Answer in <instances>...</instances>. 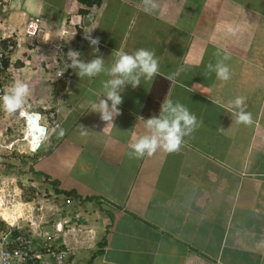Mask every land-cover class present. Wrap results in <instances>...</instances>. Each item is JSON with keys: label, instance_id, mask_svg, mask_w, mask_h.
<instances>
[{"label": "crops", "instance_id": "obj_1", "mask_svg": "<svg viewBox=\"0 0 264 264\" xmlns=\"http://www.w3.org/2000/svg\"><path fill=\"white\" fill-rule=\"evenodd\" d=\"M156 3L149 14L143 0H101L84 12L77 0H4L0 39L19 36L32 17L43 31L38 43L16 40L12 80L57 102L58 123L29 169L53 197L69 191L64 216L82 228L77 234L70 225L65 238L85 256L82 264L92 254L90 264H264V0ZM229 24L238 28L235 35L227 33ZM90 29L107 66L116 51L145 48L155 52L163 74L126 87L114 126L90 111L110 76L81 80L67 68L52 89L44 87L55 66L71 63L69 49L85 62L95 58L84 39ZM218 49L231 53L227 82L206 75ZM237 96L247 98L251 125L225 110ZM166 98L185 105L202 126L178 153L130 158V145L149 134L144 119L159 116Z\"/></svg>", "mask_w": 264, "mask_h": 264}, {"label": "clouds", "instance_id": "obj_2", "mask_svg": "<svg viewBox=\"0 0 264 264\" xmlns=\"http://www.w3.org/2000/svg\"><path fill=\"white\" fill-rule=\"evenodd\" d=\"M90 7H87L86 10ZM92 7H94V5ZM157 8L158 4L156 3V0H143L142 10L146 13L151 14ZM93 29L84 31V39H86L92 47L95 58L85 62L80 58V52L69 49L66 53V58L67 60H70L71 63H66V68L58 72L57 77H62L67 68H72L81 80L85 77L94 78L101 74L110 76L111 78L103 83V94L91 103L90 111L98 113L100 119L106 122V127L110 125L114 126V120L121 114V109L119 107L123 103L121 93L125 91L126 87L130 85L135 89L142 82H152L158 74H163L161 73L159 61L156 58L155 52L145 48L137 49L132 53L116 51L114 62L110 66H107L103 56L99 54L100 37H94L91 34ZM226 31L228 34L235 35L238 28L229 24L226 26ZM216 56L219 57L217 62L215 64L209 63L206 66V75L215 73L218 80L227 82L231 79L232 75L231 69L226 63V61L231 59V53L226 49H218ZM175 75H178V73ZM61 77L56 80H60ZM167 78L172 81L174 75H169ZM31 95L32 87L29 83L20 79H14L13 83L3 92L2 95H0V109L9 115L18 114L25 108ZM213 102L218 103L216 101ZM247 107V98L244 96H237L228 102L225 106V110L235 117L236 123L251 125L253 123V117L252 114L247 111ZM24 113L25 111H22L20 117L23 118L22 121L26 128L27 124ZM34 114L38 116V124L44 127V134L39 141V144L36 148H31L33 151H36L45 144L50 128L54 129L56 125L51 124L48 117L42 119L38 113ZM144 120L145 128L149 134L140 136L130 145L131 151L128 153L130 158L140 159L145 155L150 157L161 149L169 154L178 153L181 150L182 145L185 143V137H190L203 124V121L198 120L196 115L190 112L185 105L180 102H173L168 98L164 100L159 116H152ZM49 124H51L50 127ZM221 130L223 131L224 129L221 128ZM88 131L87 128L81 125V136H87ZM63 134L64 132L61 129L60 135ZM44 138H46V140H43ZM63 197L65 200L69 201L68 203H70L69 195H63ZM62 217L64 216L62 215ZM56 218L57 220L51 223L52 229L49 225L50 231H53V227H55L56 223H60V230L58 232L59 238L57 237L54 244L55 246L57 245L56 249L64 250L66 254L68 248L65 245L67 241L65 240L66 233L64 235V230L71 225L69 223L70 219L65 217L66 219L60 220V216H56ZM0 221L8 220L2 219L0 215ZM70 228L71 227L68 229ZM12 231L20 232V230L14 227H12ZM53 248L55 249V247L52 246V249ZM64 259L65 255L63 260ZM12 261L13 255L5 251L3 245H0V264H12Z\"/></svg>", "mask_w": 264, "mask_h": 264}, {"label": "rangeland", "instance_id": "obj_3", "mask_svg": "<svg viewBox=\"0 0 264 264\" xmlns=\"http://www.w3.org/2000/svg\"><path fill=\"white\" fill-rule=\"evenodd\" d=\"M2 4H4V0H0V16H4L6 11V7ZM22 26L24 28V24ZM7 34L4 33V35ZM17 35H15V40H18V38L27 40V37L22 33L19 36ZM11 68L9 66L0 75V86L3 92L13 83L10 76ZM55 68L57 67L55 66ZM46 79V83L50 86H44L45 89L47 87L52 89L51 82L53 84L59 81L54 76L49 75ZM42 91L41 95H31L22 111L38 113L42 119L49 118L48 115L51 112L55 120L54 124L57 125L58 120L55 112L57 102L53 100L52 95L51 100L45 90ZM63 96L65 97L66 94L59 95L58 105L61 104ZM22 111L18 114L9 115L0 109V215L8 220L0 221V230H4L10 225L23 232H28L27 234L39 237L40 232L50 231L49 225L57 220L56 216H60V220L68 218L64 216L68 214L65 213L63 206L65 207L64 204L69 203L65 201L63 196L53 197L50 192L48 193L45 187L46 184L40 180L39 176L36 177L30 171L29 168L32 166L33 161L39 156V149L32 150L34 149V143L39 140L30 137V124L26 119L27 125L25 128L23 118L20 117ZM50 126L51 124H49ZM52 131L53 128H50V132ZM43 140H46V138ZM62 214L64 217H62ZM69 219L71 227L75 228L78 234L82 228L79 226L80 223L78 224V222L72 221L71 218ZM69 242L65 243L68 252H66L62 264H78V262L82 264L85 256H82L80 251H75V247L72 249ZM52 246H55L54 242H52Z\"/></svg>", "mask_w": 264, "mask_h": 264}, {"label": "built area", "instance_id": "obj_4", "mask_svg": "<svg viewBox=\"0 0 264 264\" xmlns=\"http://www.w3.org/2000/svg\"><path fill=\"white\" fill-rule=\"evenodd\" d=\"M22 35L37 43L42 35L40 21L35 17L29 18L24 23ZM1 38L9 40L5 42L3 47L0 45V75L10 66V54L16 45V36L13 32L2 35ZM55 49H57V53L62 51L57 45ZM4 60H7L5 67L3 64ZM62 70L64 69L60 67L55 68L52 72L55 79L61 77H57V73ZM2 94V87L0 86V95ZM48 116L50 123L54 124L53 114L49 113ZM65 201L69 202L68 200ZM50 227L52 229V224ZM59 230L60 223H56L53 231H43L39 237H36L21 230L20 232H13L12 227L9 225L4 230H0V245H3L4 250L13 255L12 264H62L65 255L64 250L56 249L57 245L53 246L55 249H52V242L56 241Z\"/></svg>", "mask_w": 264, "mask_h": 264}, {"label": "water", "instance_id": "obj_5", "mask_svg": "<svg viewBox=\"0 0 264 264\" xmlns=\"http://www.w3.org/2000/svg\"><path fill=\"white\" fill-rule=\"evenodd\" d=\"M24 117L27 119V121H29L30 124V137L36 138L40 141L44 134V127L38 124V116L31 112H25ZM39 141L34 143V148L37 147Z\"/></svg>", "mask_w": 264, "mask_h": 264}, {"label": "trees", "instance_id": "obj_6", "mask_svg": "<svg viewBox=\"0 0 264 264\" xmlns=\"http://www.w3.org/2000/svg\"><path fill=\"white\" fill-rule=\"evenodd\" d=\"M78 1V3H80V5H81V8L80 9H78V11L79 12H84V11H86V8L87 7H92L93 5L94 6H97V5H99L100 4V2H101V0H77ZM85 7V8H84ZM7 40H9V39H7V38H1L0 39V45H2V47L4 46V44H5V42L7 41ZM3 64H4V67L6 66V64H7V60H4V62H3ZM32 171V170H31ZM41 173V172H40ZM44 178H46V176H43V179ZM57 192H59V190H56ZM63 193L64 194H66V195H69L70 193H69V191H63ZM103 245V244H102ZM101 245V243H100V246H102ZM98 252H100V249H97V250H95L94 251V254H96V253H98ZM93 255V254H92ZM90 256V258L88 259V261H86L84 264H90L91 262H90V259L94 256ZM70 257V256H69ZM73 264H77V263H73Z\"/></svg>", "mask_w": 264, "mask_h": 264}, {"label": "bare ground", "instance_id": "obj_7", "mask_svg": "<svg viewBox=\"0 0 264 264\" xmlns=\"http://www.w3.org/2000/svg\"><path fill=\"white\" fill-rule=\"evenodd\" d=\"M2 219H4V218H2ZM4 220H6V219H4Z\"/></svg>", "mask_w": 264, "mask_h": 264}]
</instances>
